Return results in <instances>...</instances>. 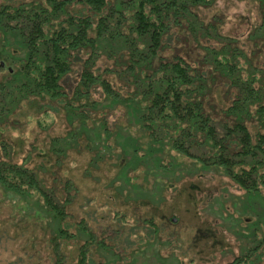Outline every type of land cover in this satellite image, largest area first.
<instances>
[{"label":"rangeland","instance_id":"1","mask_svg":"<svg viewBox=\"0 0 264 264\" xmlns=\"http://www.w3.org/2000/svg\"><path fill=\"white\" fill-rule=\"evenodd\" d=\"M33 1L0 0V5ZM191 11L195 18L183 17L178 25L172 24L159 53L164 58L181 56L198 69L207 83L203 96L207 112L216 123L231 122L224 110L230 106L235 88H229L228 80L212 70L206 50L229 43L226 45L241 51L244 77L253 68L264 72V0H213ZM70 12L90 13L81 4L71 6ZM0 37L7 41L16 38L2 30ZM9 46L5 51L0 40V61L4 62L0 82L11 79L9 67L16 69L22 62L21 51ZM105 46L113 57L100 50L97 72L113 67L119 57L116 47ZM77 55L75 71L64 82L69 95L81 61L87 57L85 51ZM106 77L123 95L132 92L127 81L121 82L113 74ZM103 98L99 88L90 97L100 102ZM99 107L84 110L89 117L88 132L78 137V144L60 102L36 96L22 99L0 120L1 159L26 162L46 185L56 187L61 199L67 196L65 183L72 182V201L67 208L72 217L67 228L77 233L80 224L86 222V230L91 229L98 238L96 244L85 248L87 264L113 258L108 247L99 245L101 240L113 246L124 264H224L261 242L264 187L261 193H247L222 167L203 166L167 142L151 145L138 125L127 126L129 120L122 106ZM101 117L109 128L119 123L122 134L106 140L107 132L99 125ZM246 123L252 135L262 131L256 120ZM64 141L67 145L62 147ZM60 147L63 150L59 151ZM98 151L103 157L97 156ZM40 214L36 206L0 187V264H55L50 223ZM86 240L87 235L60 241L65 264L78 261ZM257 253L261 257L256 264H264V247Z\"/></svg>","mask_w":264,"mask_h":264},{"label":"trees","instance_id":"2","mask_svg":"<svg viewBox=\"0 0 264 264\" xmlns=\"http://www.w3.org/2000/svg\"><path fill=\"white\" fill-rule=\"evenodd\" d=\"M212 1L35 0L15 6L0 5V30L6 36L10 33L16 37L14 41L0 37L5 51L10 44L8 48L14 47L22 53L21 64L16 69L9 67L11 79L0 82V120L12 113L22 99L47 98L64 107L72 128L70 133L77 134L74 143L78 144V137L88 132L89 117L84 114L88 106L94 110L100 105L122 106L129 120L127 126L138 125L151 145L167 142L172 149L203 166L222 167L245 192L261 193L264 187V72L253 68L244 77L239 62L241 51L231 44L227 46L229 43H223L217 50H206L212 70L228 80L229 88H235L231 104L224 110L231 122L216 123L203 99L207 93L203 74L181 56L164 58L159 53L163 37L172 24L178 25L183 17L195 18L191 9ZM74 4H81L90 13H71L70 7ZM106 43L118 49L119 57L113 67L97 72L95 62L102 53L100 50L111 54ZM81 51L87 57L81 61L78 79L69 95L64 82L75 71L73 62ZM111 74L121 82L127 81L133 87L132 92L127 96L119 92L106 77ZM95 88L103 94L102 103L90 99ZM99 120L102 130L107 132L106 140L122 132L119 123L112 129L104 122L105 117ZM248 120H256L262 131L252 135ZM73 126L80 128L73 131ZM134 140L137 144V139ZM65 145L64 141L62 147ZM98 152L97 156L103 157ZM0 187L28 205L36 206L40 215L47 218L55 264H65L59 248L61 240L87 235L79 259L74 263L87 264L85 248L87 244H96L98 238L91 229L86 230V222L80 224L77 233L67 228V220L72 217L67 209L72 201L71 181L65 183L67 196L61 199L56 187L46 185L26 162L0 158ZM98 243L108 247L113 256L100 264H124L112 245L103 240ZM262 247L264 233L261 242L224 264H256L261 257L257 252Z\"/></svg>","mask_w":264,"mask_h":264},{"label":"flooded vegetation","instance_id":"3","mask_svg":"<svg viewBox=\"0 0 264 264\" xmlns=\"http://www.w3.org/2000/svg\"><path fill=\"white\" fill-rule=\"evenodd\" d=\"M1 64L3 65V62Z\"/></svg>","mask_w":264,"mask_h":264}]
</instances>
